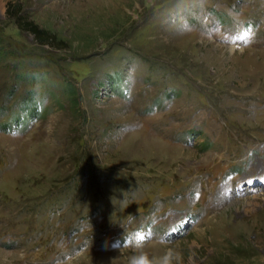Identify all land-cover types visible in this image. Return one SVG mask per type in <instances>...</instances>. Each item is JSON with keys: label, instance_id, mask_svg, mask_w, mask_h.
Listing matches in <instances>:
<instances>
[{"label": "rangeland", "instance_id": "1", "mask_svg": "<svg viewBox=\"0 0 264 264\" xmlns=\"http://www.w3.org/2000/svg\"><path fill=\"white\" fill-rule=\"evenodd\" d=\"M168 248L264 264V0H0V264Z\"/></svg>", "mask_w": 264, "mask_h": 264}, {"label": "clouds", "instance_id": "2", "mask_svg": "<svg viewBox=\"0 0 264 264\" xmlns=\"http://www.w3.org/2000/svg\"><path fill=\"white\" fill-rule=\"evenodd\" d=\"M145 242V235L142 232H137L132 234L131 237H126L123 247L127 246L139 250L143 248ZM182 261V253L179 250L168 248L162 256L158 257H149L147 253L137 251L136 254L131 256L128 264H182Z\"/></svg>", "mask_w": 264, "mask_h": 264}, {"label": "trees", "instance_id": "3", "mask_svg": "<svg viewBox=\"0 0 264 264\" xmlns=\"http://www.w3.org/2000/svg\"><path fill=\"white\" fill-rule=\"evenodd\" d=\"M12 8L11 5H9V9ZM13 9V8H12ZM16 21L18 22L17 25H19V27L31 34L33 36V38L35 39L36 43L40 46H48L53 48L54 43H58L57 39L55 38V36L49 34L47 31L39 29V27L37 25H35L32 22L29 21H24L22 20L21 16H18L16 18ZM110 83V82H109ZM65 87L66 90L69 91L71 97L73 98L74 104L75 106L78 105V101H79V97L77 96V90L70 84L65 83ZM114 84V85H113ZM111 83V91L112 92H116V90H114L116 88L115 83Z\"/></svg>", "mask_w": 264, "mask_h": 264}, {"label": "snow or ice", "instance_id": "4", "mask_svg": "<svg viewBox=\"0 0 264 264\" xmlns=\"http://www.w3.org/2000/svg\"><path fill=\"white\" fill-rule=\"evenodd\" d=\"M248 183H249V184H251V183H252V181H251V180H249V181H248Z\"/></svg>", "mask_w": 264, "mask_h": 264}]
</instances>
